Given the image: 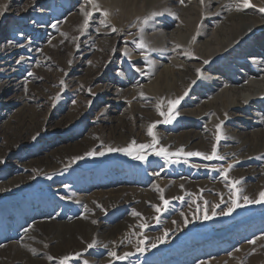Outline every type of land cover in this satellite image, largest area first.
I'll use <instances>...</instances> for the list:
<instances>
[{
	"label": "rangeland",
	"instance_id": "1",
	"mask_svg": "<svg viewBox=\"0 0 264 264\" xmlns=\"http://www.w3.org/2000/svg\"><path fill=\"white\" fill-rule=\"evenodd\" d=\"M222 1L94 0L97 11L88 0H0V264H264V203L194 218L196 204L210 212L228 200L231 180L250 197L264 191V31L227 48L261 25L264 0H250L258 21L220 30ZM153 12L164 14L145 26ZM141 35L151 50L137 46ZM182 96L165 123L160 112ZM133 139L172 153L216 147L225 159L87 155ZM158 189L170 200L159 214ZM113 250L132 255L115 260Z\"/></svg>",
	"mask_w": 264,
	"mask_h": 264
},
{
	"label": "snow or ice",
	"instance_id": "2",
	"mask_svg": "<svg viewBox=\"0 0 264 264\" xmlns=\"http://www.w3.org/2000/svg\"><path fill=\"white\" fill-rule=\"evenodd\" d=\"M88 3L93 4V7L97 10V11H101L99 6L96 5L94 3V0H88ZM180 3L183 4L184 0H180ZM201 3H204V0H201ZM250 6V0H244L243 2V6H239L237 5V10H243V8H247ZM261 12H264V8L260 9ZM3 13H0V15H2ZM102 14L107 17L109 15V13L107 11H103ZM164 13L162 12H153L150 14L149 17L145 18L143 21V24L145 26H147L150 22V20L154 19L157 15H163ZM169 14H173L171 12H169ZM92 13L91 12H84V16L85 19L83 21V25L82 27L84 29H86L89 25V19L91 17ZM174 15V14H173ZM101 23H104V21H101ZM53 27H56V25H53ZM112 31L115 32L117 31V29L115 27L112 28ZM144 28L141 27V33H143ZM139 48L141 49H148V45L144 42V38L143 35H141L140 38V43L137 45ZM125 55H128V53L126 52ZM205 64L209 63V61L205 60L204 61ZM139 71V69H137ZM198 72L200 70H197ZM61 83H63V81H61ZM193 83H195V81H193ZM188 92L186 91L184 93V96H187ZM143 95V94H142ZM184 97H179L174 101H169V104L171 105V107L169 108L168 112H160V115L165 117L164 122L165 123H171L178 115V112H175L174 109L176 108L177 105L180 104L181 100H183ZM155 127V124H153L150 128H149V135H153L152 133V128ZM220 126L218 125L217 128H219ZM33 139H35V137H33ZM221 136L217 135L216 140L217 143L220 141ZM159 141L158 140H153V143L151 144H137V142L135 141V139H133L131 141V143L126 146V147H121V148H115V147H111V146H106L104 151H99L97 152L96 150H92L90 152L87 153L88 156H103L105 155L106 152H121L124 153L125 155L131 156L133 159L135 160H139V161H147L148 156L150 154H155L156 156H160L163 157L167 160H172L173 156L179 157L180 154H183L186 157H193V156H199L202 157L205 160H224L225 157L224 156H220L217 153V149L216 147H213V150L211 152V154H205L203 152L200 151H189V152H184L183 147H181L180 149H178L175 153L169 152L167 148L165 147H160L159 149L156 148V144H158ZM83 156H78L75 157L74 160H80L83 159ZM2 162V161H0ZM172 162H177L175 160H172ZM186 162V161H185ZM233 168L232 164H228L227 168H223L220 169V171L223 174V177L225 180H228V173L229 171ZM51 178V177H49ZM241 184V180L240 179H235V180H231L230 181V186H229V198L227 201L224 200V197L221 195L220 197V201L221 203H224L227 205L226 208L221 209V211L218 213L216 211V209L221 207V203H217L215 205L212 206L211 211L209 212V206H208V201L204 200L203 201V207H201L200 204H196V213H201V215H194L195 219H203V220H211L212 218L216 217L217 215H221V216H228L231 215L233 212L236 211V209L246 206V205H252V204H262L264 203V191H261L258 193L257 196L255 197H250L246 194H243V189L240 187H237L238 185ZM181 187H183V185H181ZM158 191H160L161 195H160V199L163 201L162 206L161 205H153L156 213H161L162 211H167L169 204H170V200L166 199L163 195V189H158ZM180 200H183L184 197L181 196L179 197ZM133 215L135 216H140L141 213L139 212H135L133 211ZM155 221L157 223L160 222V216L157 215L154 217ZM96 221H93V223H95ZM175 223V221L173 222ZM184 223L185 225H187L188 223H190V220L188 219V217L185 216L184 218ZM149 225L147 223H142L139 225V227L141 229H147ZM138 236L143 237L142 239L138 240L137 246H136V251L138 252H144L146 250V247L149 246L147 245V241L149 239L148 236L144 235V232L141 231L138 233ZM168 237V232L165 231L163 233L162 236H159L156 238V240L151 243L150 247L151 248H155L157 247L158 243H164L166 242ZM250 244H256V240H250L249 241ZM96 244L95 241H93L92 243L88 244V248H92L94 247ZM106 247V246H105ZM239 251V250H237ZM79 255V254H77ZM130 255H132V253L130 252H125L123 253V255H118L117 252L115 250L109 252V256L113 257L115 260H126ZM72 257L69 256H65L62 260H60V264H67V262L71 259ZM49 259H52V257H49ZM85 264H88L87 261H85Z\"/></svg>",
	"mask_w": 264,
	"mask_h": 264
},
{
	"label": "bare ground",
	"instance_id": "3",
	"mask_svg": "<svg viewBox=\"0 0 264 264\" xmlns=\"http://www.w3.org/2000/svg\"><path fill=\"white\" fill-rule=\"evenodd\" d=\"M142 2H145L146 0H141ZM153 2H157L158 0H152ZM231 3V4H230ZM241 3V2H240ZM239 2H237V0H224L221 2V4H224L223 6H220L219 8H221V11H224V14H226L225 17L223 18V22L220 24V30L221 28H226L227 23H231L237 20H241V19H247L250 21H258V19H256L255 17H253V7H247V8H243V10H237V5L239 6H243L242 4H240ZM195 10V9H194ZM255 19V20H254ZM259 23L261 24L260 26L257 27V29H254L257 24L251 25L249 26L245 31H237L236 35H235V39L232 40V42H230V44L227 46V48H230L232 46H236L238 45L241 40L245 37H250L251 35H253V33H255L256 31L262 30L264 31V19L259 20ZM219 32V31H218ZM256 52V51H254ZM260 52H256V54H259ZM261 54V53H260ZM246 86V85H245ZM245 86H238V87H230L229 89H226V92H234V93H240V92H244V88ZM248 87V86H247ZM238 91V92H236ZM243 103L246 102V100H248L247 97H243L241 98Z\"/></svg>",
	"mask_w": 264,
	"mask_h": 264
}]
</instances>
